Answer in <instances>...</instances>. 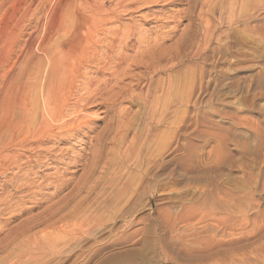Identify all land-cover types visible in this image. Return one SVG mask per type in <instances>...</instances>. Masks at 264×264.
Masks as SVG:
<instances>
[{
	"label": "rangeland",
	"instance_id": "rangeland-1",
	"mask_svg": "<svg viewBox=\"0 0 264 264\" xmlns=\"http://www.w3.org/2000/svg\"><path fill=\"white\" fill-rule=\"evenodd\" d=\"M65 1L57 3L53 18L60 15ZM91 1L90 6L95 10L77 9L79 18L90 21L97 16L117 17L119 14V22L114 20L112 24L107 23V26L96 30L100 35H93L92 45H98L99 38L111 39L116 29V32L124 31L131 24L135 25V38H130L125 50L118 48L115 49L118 53H112L127 56V66L121 67L126 70L127 77L118 76L113 78H118V82H114L110 78L114 68L100 73L104 62L92 65L88 62L90 55L84 58L81 72L85 73V78L88 76V80L99 73L100 76L97 74L92 80L94 85L91 90L95 94L101 82L111 79V86L115 85L114 93L130 88L134 100L120 98L116 102L115 109L120 114L112 124V131L118 130L114 138L110 136L104 140L100 136L97 139L111 114L99 106L90 108L91 105L86 115H93L94 120L89 129L82 130L80 134L74 136L77 132L70 131L69 126L63 136L56 135L34 149L33 146L26 150L9 149V152H15L18 159L0 160V238L6 231L14 235L16 227L27 218L36 219L42 213L50 212L45 209L46 206L66 196L79 184L81 168L91 163L93 151L95 161L100 163L94 176L99 187L109 193L113 189L109 186L113 174L117 175V183H126V187L122 196L103 216L102 226L94 230L90 238L74 246L61 240L48 247L51 256L45 253L43 259L38 258L35 246L30 253H18L17 249L31 235H41L44 221H37L30 235L20 238L9 248L1 250L0 246V264L3 261L6 264H264V0H200L203 3L199 5L204 12L191 17L195 32L201 36L196 38L200 47L189 44L186 53L183 47L179 52L175 50V43L178 46L177 41L189 25V21L181 18L187 12L186 5L168 6V0H155L156 3L151 0L152 3L143 6L123 8L120 6L123 0ZM35 3L30 8L28 20L25 19L19 26L23 41H28L31 33L43 34V22H48V15L44 12L52 5L51 0ZM0 4V46L4 47L14 37L20 0H0ZM71 14L72 9L67 15ZM84 25L95 26L91 25V21H86ZM68 26L63 18L61 23L51 24L46 39L50 36L49 42L61 39ZM81 28L74 31L71 39L82 37ZM137 42L140 51L155 42L163 50L167 49L161 59L165 68L151 76L143 72L141 65L135 67L133 61L129 62ZM100 48V52L104 50L102 46ZM171 51L179 53L180 57L170 70L164 60ZM85 53L90 54V51ZM98 55L100 57L101 53ZM92 69H95L94 73ZM7 70L0 71V78L7 74ZM169 73L174 80L171 84L167 77ZM141 75L143 78L137 86L135 76ZM81 80L80 89L85 83ZM147 84H150V93L145 104L138 94L139 89L146 91ZM124 135L128 136L126 143L122 139ZM134 137L137 140L135 151L122 163L123 147ZM119 166L124 169L121 173H118ZM17 180H21L20 184ZM58 180H68L67 183L64 181L63 190L56 188L61 183ZM46 181H50L49 184ZM101 199L102 195L96 198L98 202ZM3 224L8 228L4 229ZM56 252L60 256H53Z\"/></svg>",
	"mask_w": 264,
	"mask_h": 264
},
{
	"label": "bare ground",
	"instance_id": "bare-ground-1",
	"mask_svg": "<svg viewBox=\"0 0 264 264\" xmlns=\"http://www.w3.org/2000/svg\"><path fill=\"white\" fill-rule=\"evenodd\" d=\"M35 1H38V3L42 2V0H20V6L18 9L19 19H18V22L15 23L14 30H13V32H15L14 37L13 38L11 37L10 42L6 43L4 47L0 46V69H2V70L8 69L7 74L0 78V82H2L1 83L2 86L0 85L1 86V88H0V160L1 161L6 159V158L10 159L13 157H16V159H18V156L15 154L14 151L9 152L10 148L11 149L12 148H14V149L20 148L21 150H26V149L33 146V149H34V147H36V145L38 146L39 144H42L43 142L48 141L49 139L53 138L56 135H62V133L67 131L68 128H70V127H71L70 131L77 132V134L76 133L73 134L74 136L78 135V133L80 134L82 132V130H84V129H87V128L89 129V125L94 120V117H93V115L87 116L86 110H88V107L91 105L92 106L90 108H95V107L99 106L100 108L105 109L106 113L111 114V117H110L109 121L107 122V124L105 125V127L103 128L102 132L97 135V139L99 140L100 136H103L104 140L109 139L110 136H112V138H114V136L117 134L118 130L116 132L115 131L113 132L112 131V124L117 121L116 119H118L117 117H119V114H120L115 109L116 102L120 98L123 100H134L133 99L134 97L131 95V89L130 88L126 87L125 89H121L120 91L114 93L113 90H114L115 85H113L114 87L111 86L110 80L113 78H116L118 76H120V77L122 76L121 78H123V77L125 78L128 76L126 73V70H124V68L123 69L121 68L122 65L128 64V63H126L127 56H117V54H114V55H116V56H114V55H112V53L113 52L118 53L115 51V49H118V48L120 50H122V49L125 50V47L127 46L129 40H131L130 38H132V37L135 38L134 34H133L134 33L133 32V30H134L133 26H135V25L131 24L127 28V30L122 28V29H124V31L119 30L116 32V30H117L116 29L115 33L114 32L112 33L114 36L111 39H108L109 41L106 40V38H104V37H103L104 39L103 38L100 39L99 37H97L100 40V41L98 40V45H92L91 40L93 39V37H95L98 34L100 35V33L96 32V30L98 29V31H99V29L107 23L112 24V21H114V20L118 21L117 17L119 14L117 15V17L115 15H112L110 17H105L106 16L105 14H104L105 16L102 15V16H97V17H93L91 15L93 17V18L91 17L92 19L90 20L91 25H95V26L84 25L86 23V21L87 22H90V21H88V19L86 20L85 18H79L76 15V10L77 9H84V10L90 11L91 9H94L90 6V3H93L91 0H85V2H83L82 0H67V1H65L63 7L61 8V13L57 18H53L52 15L54 14L55 7L60 0H51L52 5L49 4V5H51L50 8L48 10L46 9V11L44 12V14L47 13V15H48V22L47 23L43 22V23H45L43 34L38 36L35 33H31L28 36V39H27L28 41H26V40L23 41L24 37H23V33H22V28H20L22 26V25L20 26V23L21 24L24 23L25 19H27V16L30 12V8L32 7V4L35 3ZM97 2H99V1L97 0ZM152 2L153 1H151V0H123L121 2L122 5H120V6L123 8L128 7V6L133 7L136 5L137 6H143L145 4H149ZM154 2H155V0H154ZM95 3H96V1H95ZM99 3H101V2H99ZM166 3H167L166 5H168V6H173V5H177V4H184L187 6V12H185L183 15H181V18L189 21V25H188L187 30L181 35L179 41H177V42H179L178 43L179 47L177 46V43H175V50H177V52H179L182 50L181 48L183 47V51H184V53H186L185 49L188 48L187 46L189 44H190V46L196 44V47H200V45L198 46V41L196 40V38L200 34L198 35L197 32H195L193 22L191 21V17L194 16L195 14L201 15L204 12V11L202 12V5L201 6L199 5V3H203V2H200V0H168V2L166 1ZM1 5L2 4H0V10L2 7ZM37 5L39 6V4H37ZM231 5H232V3H231ZM231 5H230V7H231ZM45 7H47V6H45ZM89 7H91V8L89 9ZM70 9H72V14L67 15V13L70 11ZM120 9H122V8H120ZM136 9H138V7ZM207 10H208V8H207ZM99 13H102V12H99ZM62 18H63V22L66 21L69 24V26L67 27V29L64 30V32H62L61 39H57L54 42H49V39L51 36L46 39L47 33L50 32V31H48L49 26L51 24L55 25L56 22H57V24L61 23ZM132 22L133 21H131V23ZM83 26H86V28L83 29ZM105 26H107V25H105ZM23 27H24V25H23ZM79 27L80 28L82 27L81 28L82 34H83L82 37L80 39H71L73 36L72 34ZM105 29H108V28H105ZM54 32L57 33V28L54 29ZM108 32L111 33V31H108ZM52 35H53V33H52ZM93 35H95V36H93ZM110 35L111 34H109L108 36H110ZM103 36H105V35H103ZM22 37H23V39H22ZM200 37L201 36H199V38ZM94 39H93V41H94ZM21 42H23L24 44L21 45ZM137 44H138L136 46L137 48H135L136 51L133 54L134 56L132 55L133 57L131 56L129 58V59H131L129 62L133 61L132 63H134L135 67H137L138 65H141L143 67V72L145 74H148L151 76H153L154 74L160 72L163 68H165L164 65L163 66L161 65V59L163 58L162 55L165 54V52H164L165 49L163 50L160 44L155 42L151 45H147L146 48L143 49L142 51H140L141 49L139 48V46H140L139 42H137ZM100 46H102V48L104 49L101 52L99 51V49H101ZM88 50L90 51V54L85 53L86 51L88 52ZM169 50H170V48L168 49V51ZM171 50L174 52L173 48H171ZM200 50H201V48H200ZM172 51L168 53L166 60H164L165 61L164 64L169 65L170 70L174 67V64H173L174 61H176L180 57L179 53L177 55V52L173 53ZM196 51L198 52V50H196ZM195 52L193 51V53H195ZM99 53H101L100 57L98 55ZM120 53H121V51H120ZM83 54H85V55H83ZM88 55L91 56L89 61H88L91 64L94 62H96L94 64H100V62H102V63L104 62L102 70L99 71L100 73L102 71L105 72L106 70L112 71V69L114 68V71L110 72V76H111L110 78L111 79H109L107 81L104 79L105 80L104 82H101L103 80L99 79L101 82V86H100V89L97 91L96 94L94 93V91L91 90L92 86L94 85L92 80H94L97 77V74L99 75V73H97L96 77L94 78V77H91V74L89 72V74H90L89 77H91V79L92 78L93 79L88 80L89 79L88 76L86 75L88 79L85 78V73L81 72V68H83L82 64H83L84 58H86V56H88ZM181 56H182V53H181ZM98 57H99V59H98ZM86 64H87V62H86ZM130 65H131V63H130ZM85 68H87V67H85ZM94 68H95V66H94ZM125 68H127V67H125ZM95 69H94V71H93V69L91 71H93V73H94ZM2 70H0V71H2ZM127 71H129L128 68H127ZM132 71H133V69H132ZM169 72H171V71H169ZM132 75H133V73H132ZM167 77H169V80H170L169 83L171 84L172 80H173L172 79L173 76L171 77V75L169 73V75ZM141 78H143V75L135 76L134 81L136 82L137 86H138L139 82L141 81ZM81 79L85 80L84 81L85 82L84 87L82 89H80L81 88L80 81L82 82ZM114 80L117 81L118 78L113 79V81ZM81 84H83V83H81ZM116 84L118 85V83H116ZM121 84H123V82ZM170 84H168V86ZM128 86H129V84H128ZM149 86H150V84H147V86H146L147 89L145 88L146 91L139 89L138 98L141 101H143L145 104L147 101L146 98L149 96V93H150V87ZM158 86L159 85H157V87ZM98 87H97V89H98ZM170 89H172V88H170ZM105 96H106V98H105ZM93 104H95V105H93ZM105 112H101V113H105ZM76 123H77V125H75ZM66 134H67V132H66ZM118 134H120V133H118ZM127 137L128 136H126V135H124L122 137V139L124 140L123 141L124 143L127 142ZM135 138L136 137L129 140L128 145H126L125 147H123L124 143L122 144V147H123V152L121 154L123 157L122 163L125 162L126 160H128V158H131V154L135 151L134 148H135L136 143H137V140ZM97 139H96V141H97ZM40 153H43V152H40ZM95 157H96V155H95V152L93 151L91 153L92 160H91L90 164L86 165L83 162V164L85 165L84 167L82 166V164H79V165H81L80 167H83V168H81V169H83V171H81L82 174L80 175V178L77 182L79 184L76 185L73 189H71L70 192L66 196H63L62 198H60V196H62L60 194V196L57 197V198H60L58 201H55V202L53 201V203L50 206H48V207L46 206L47 208L45 207V209H49L50 212L48 211V213H42L41 215L38 216L39 218H44V219H39V218L30 219L31 217L27 218L26 221L22 222L21 225H18V227H16L17 229H16V232L14 235L11 233H7L9 231L5 230L6 234H4V237L2 236L3 238H0V239H2L0 241L1 250L9 248L10 245L16 243L20 238L24 237L25 235H27V234L30 235L31 232L33 231V229L36 227L37 221H44L43 223H44L45 227L41 229V231H40L41 235L40 234H39L40 236H38L36 234L31 235L28 239H26V242L24 241V243L20 246V248L17 249L18 253H24V252L30 253L34 248L33 246H35L38 249L35 251L36 253H38V258L43 259L46 256H51L48 254V247H50V245L54 246V244L58 243L61 240L63 242L65 241V244L71 242L70 244L72 246H74V245L78 244L79 242H81V240L86 239V238H90L92 235L91 233H93L94 230H96L102 226V222L104 223V217L106 216L110 207H112V205L118 201V199L122 196V192L124 191V189L126 187V183L120 184L119 181H118L119 183H117V180H116L117 175L115 176V174H113V177L110 176L111 178H110V182H109V186H111L113 189L109 193L106 194L104 192L105 188L101 189L99 187L97 179L94 178V176L96 175L97 168L100 167V163H98L97 160L95 161ZM84 159H85V157H84ZM122 163H121V165H122ZM135 163H136V161H135ZM17 166H19V165H17ZM37 166L39 168V166H41V163H40V165L38 164ZM19 167H22V166H19ZM118 168H120V166ZM12 169H14V168H12ZM122 171H124L123 167L119 169L118 173H121ZM55 174H57V173H55ZM26 175H27V173H26ZM27 176H29V175H27ZM58 176H60V175H58ZM63 176L64 175H62L61 177H63ZM15 177L16 176H14V178H13L14 180H15ZM30 177H31V175H30ZM18 178H20V177H18ZM49 179H51V178H48V180ZM75 179H73V180L75 181ZM18 181L19 180H17V182ZM20 181L18 182V184H20ZM60 181H61V183L58 184V187H56L57 189H59V191L63 190L62 188L65 186L64 181H66V180H64V181L60 180ZM67 181H66V183H67ZM48 182H50V181H48ZM48 182H47V184H49ZM51 182L53 183V179L51 180ZM54 182H55V180H54ZM21 183H23V182H21ZM31 185H32V183H31ZM70 185L72 186L73 184H70ZM70 185H68V186H70ZM12 186H14V185H12ZM21 186H22V184H21ZM44 187H46V185ZM50 187H54V186H50ZM42 190H44V189H42ZM21 191H20V193H21ZM10 192L11 191H9V193ZM104 193H105V196H104ZM28 195H31V193ZM101 195H102V199L100 202H98L96 200V198L98 196H101ZM10 196H12V194H10ZM43 196H45V195H43ZM27 197H29V196H27ZM33 197H35V196H33ZM0 199H2V198L0 197ZM3 199H6V198H4V196H3ZM14 199H15V197H14ZM30 199H32V197ZM47 199H49V198H47ZM10 202H11V200H10ZM37 202H39V201H37ZM50 202H52V201H50ZM28 203H30V202H28ZM2 204H3V201H2ZM33 204H30V205H33ZM16 205L17 204H15V206ZM47 205H48V203H47ZM10 206H9V208H10ZM24 206H27V205H24ZM2 207H5V206H2ZM11 208H13V207H11ZM4 209H2L1 211H6ZM14 209H15V207H14ZM43 209H44V206H43ZM7 210H9V209H7ZM44 210H42V212ZM16 212H19V211L17 210ZM9 214H10V212H9ZM13 214H14V210H13ZM43 214H45L44 217H42ZM11 216H13V215H11ZM7 217H8V214H7ZM17 218H19V217H17ZM65 218H67L69 220H65ZM4 221H6V220H4ZM10 223H12V222H10ZM16 223H18V222H16ZM16 223L15 224L13 223V224L16 225ZM3 225H5V224H3ZM1 227H0V230H1ZM6 228H8V227H6V225H5L4 229H6ZM2 231H3V228H2ZM53 246H51V248L54 249ZM58 246H60V244ZM5 252H6V250H5ZM39 253H40V256H39ZM45 253H46V256L44 257ZM53 254H54L53 256H56V257L58 255L57 252L53 253ZM18 256H19V254H18ZM58 256H60V255H58ZM14 258L15 257H13V259ZM36 258L37 257H35V259ZM10 260L12 261V259H10ZM19 260H21V258ZM22 261H24V260L22 259ZM6 263H7L6 261L5 262L3 261L2 264H6Z\"/></svg>",
	"mask_w": 264,
	"mask_h": 264
}]
</instances>
